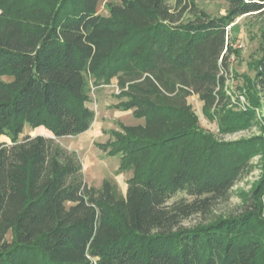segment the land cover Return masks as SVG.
Wrapping results in <instances>:
<instances>
[{
  "label": "trees",
  "instance_id": "16d2710c",
  "mask_svg": "<svg viewBox=\"0 0 264 264\" xmlns=\"http://www.w3.org/2000/svg\"><path fill=\"white\" fill-rule=\"evenodd\" d=\"M227 2L213 17L194 0H0V135L10 141L0 142V264H264V160L245 208L209 219L264 140L218 141L188 102L196 95L224 133L257 111L264 120V0ZM252 14L260 55L238 109L225 88L226 26ZM113 79L117 107L144 120L100 145L118 156L116 174L130 173L125 193L111 178L88 185L78 154L56 140L90 128L93 88ZM26 125L54 137H21ZM193 216L202 220L185 225Z\"/></svg>",
  "mask_w": 264,
  "mask_h": 264
},
{
  "label": "rangeland",
  "instance_id": "374dc122",
  "mask_svg": "<svg viewBox=\"0 0 264 264\" xmlns=\"http://www.w3.org/2000/svg\"><path fill=\"white\" fill-rule=\"evenodd\" d=\"M108 1L117 3L120 0ZM172 2L170 1V3ZM194 2L198 8L213 17L224 15L229 7L227 0H194ZM97 12L102 15H108L105 2H101L98 5ZM262 27L261 18L252 14L238 17L232 28L229 29L230 42L242 44L239 50H235L234 60L232 61L231 57L229 59L230 73L226 74L225 83V88L231 96V100L239 102L238 109L246 106L245 97L239 92V89L245 84L242 78L253 75L252 66L260 55L261 41L259 35ZM4 79L9 80V78ZM119 93L120 88L115 79L97 89L93 88L91 101L88 106L95 112V119L90 128L77 136H64L56 140L62 146L69 150H74L78 154L82 163L84 180L88 185L100 186L103 179L111 178L118 183L120 190L125 193L127 189L126 180L130 173L122 172L116 174L115 171L119 165L118 156L110 154L106 148H102L100 145L111 140L113 138L111 133L120 131L122 125H135L143 123L144 120L134 117L132 114L133 109L122 110L117 107L120 100H125V98L119 99ZM188 102L198 116L199 127L216 138V140L230 142L257 136H261L264 140V120L259 117V115H262V111H257L256 121L246 129L224 133L219 131L216 120H209L202 113V103L196 95L189 96ZM262 108L264 109V104H262ZM37 133H42L41 135L47 137H54L44 127H37L36 129L27 125L23 129L21 137L26 134L38 135ZM0 142L9 143L10 141L7 137L0 135ZM263 160L264 156L261 154L251 157L249 172L238 179L226 201L217 203L209 216L210 221L227 215H235L245 208L243 201L246 199V195L251 193L253 185L263 173ZM201 220L202 218L193 216L186 220L184 224L192 225Z\"/></svg>",
  "mask_w": 264,
  "mask_h": 264
},
{
  "label": "built area",
  "instance_id": "2783aa9c",
  "mask_svg": "<svg viewBox=\"0 0 264 264\" xmlns=\"http://www.w3.org/2000/svg\"><path fill=\"white\" fill-rule=\"evenodd\" d=\"M233 24H230V25H228V26H226V45H229L231 48H233L234 50H239L241 47H242V44L241 43H237V42H235V43H232V42H230V40H229V29L231 28V26H232ZM226 52V48L223 50V54ZM234 53H232L230 56H229V59H230V57H231V59H232V61L234 60ZM219 61H221V58H220V60Z\"/></svg>",
  "mask_w": 264,
  "mask_h": 264
},
{
  "label": "crops",
  "instance_id": "0c3cea01",
  "mask_svg": "<svg viewBox=\"0 0 264 264\" xmlns=\"http://www.w3.org/2000/svg\"><path fill=\"white\" fill-rule=\"evenodd\" d=\"M39 128V127H38ZM37 129V128H36ZM37 134H42V133H37ZM35 135V134H34Z\"/></svg>",
  "mask_w": 264,
  "mask_h": 264
}]
</instances>
